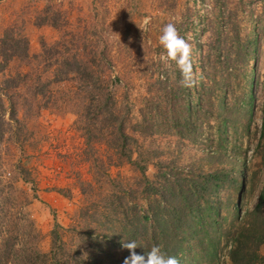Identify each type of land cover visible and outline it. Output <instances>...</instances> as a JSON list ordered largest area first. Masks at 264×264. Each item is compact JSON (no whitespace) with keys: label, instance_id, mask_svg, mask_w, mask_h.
Returning a JSON list of instances; mask_svg holds the SVG:
<instances>
[{"label":"rangeland","instance_id":"rangeland-1","mask_svg":"<svg viewBox=\"0 0 264 264\" xmlns=\"http://www.w3.org/2000/svg\"><path fill=\"white\" fill-rule=\"evenodd\" d=\"M169 22L192 88L158 59ZM5 29L28 58L4 72L25 76L0 116V264H124L131 240L234 264L264 181V0H0ZM248 248L240 264H264V243Z\"/></svg>","mask_w":264,"mask_h":264},{"label":"trees","instance_id":"trees-1","mask_svg":"<svg viewBox=\"0 0 264 264\" xmlns=\"http://www.w3.org/2000/svg\"><path fill=\"white\" fill-rule=\"evenodd\" d=\"M11 29H5L0 37V116H3L5 113V107L3 105V99H5L8 103L9 109V118L13 117V105L11 102L13 90H15L18 86L19 81L22 79L24 75L20 73H14L13 76H4V72L8 67L9 63L13 59H26L28 58L27 53V42L20 31L17 34L14 33L12 37L9 32ZM78 65L77 70H73L74 73H78V71H84L82 68H79ZM67 77V76H66ZM67 78H61L60 81L66 80ZM58 80V81H59ZM108 99V98H107ZM109 103L112 105V101L109 98ZM187 114L190 115V105H186ZM108 115L114 116L110 111ZM109 117V116H108ZM110 118V117H109ZM115 120V119H114ZM117 120V118H116ZM176 125L184 126L187 124L185 120H181L176 116L174 118ZM118 121V120H117ZM180 121L182 124H180ZM120 121L117 126H109L113 131V134L116 133L119 136L123 137L125 134L123 133V122ZM261 132L264 133V113L261 117ZM123 143V142H122ZM124 145V143H123ZM243 178L236 181L237 192H241V188L243 187ZM158 193V192H157ZM164 192L158 193L159 198L165 204H167L166 197L164 196ZM195 209V208H194ZM191 210V209H190ZM141 219H145L146 217H139ZM249 222H246L243 226L237 229V238L236 243L233 248L230 250V258L234 264H240L244 257L250 256L252 258L255 257V254H251L248 248V244L255 243L261 244L264 243V181L261 193L258 197V201L256 206L252 209V211L248 215ZM135 222H139V219L135 218ZM46 258V257H45ZM245 259V258H244ZM255 259V258H254ZM48 260V264L50 263V259Z\"/></svg>","mask_w":264,"mask_h":264},{"label":"clouds","instance_id":"clouds-1","mask_svg":"<svg viewBox=\"0 0 264 264\" xmlns=\"http://www.w3.org/2000/svg\"><path fill=\"white\" fill-rule=\"evenodd\" d=\"M150 24L151 17L145 16L138 28L141 31H147ZM158 43L164 49V52L158 57L159 61L165 64L175 62L181 74V86L187 88L194 87L197 79L191 59L192 45L179 35L175 23L169 22L163 26ZM122 247L126 248L130 253L129 257L125 258L124 264H180L175 256L166 255L158 245H153L143 255L135 252V249L138 247L135 240L122 243Z\"/></svg>","mask_w":264,"mask_h":264}]
</instances>
